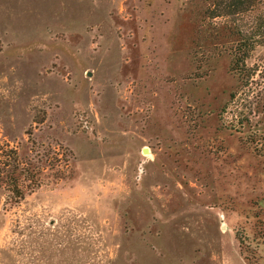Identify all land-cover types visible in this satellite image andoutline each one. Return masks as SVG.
Returning a JSON list of instances; mask_svg holds the SVG:
<instances>
[{
    "label": "rangeland",
    "instance_id": "rangeland-1",
    "mask_svg": "<svg viewBox=\"0 0 264 264\" xmlns=\"http://www.w3.org/2000/svg\"><path fill=\"white\" fill-rule=\"evenodd\" d=\"M190 32L185 0H0V146L40 170L0 264H251L238 227L264 264V44L239 79Z\"/></svg>",
    "mask_w": 264,
    "mask_h": 264
},
{
    "label": "trees",
    "instance_id": "trees-1",
    "mask_svg": "<svg viewBox=\"0 0 264 264\" xmlns=\"http://www.w3.org/2000/svg\"><path fill=\"white\" fill-rule=\"evenodd\" d=\"M190 24L188 47L224 46L231 55L229 71L239 79L251 73L245 61L257 44H264V0H185ZM232 93L230 97H232ZM9 146V145H8ZM28 159H20L14 148L0 146V193L3 209L19 204L27 194L40 186V170ZM257 230V238L264 242V221ZM240 253L251 264H258L255 249L242 227L235 229Z\"/></svg>",
    "mask_w": 264,
    "mask_h": 264
}]
</instances>
